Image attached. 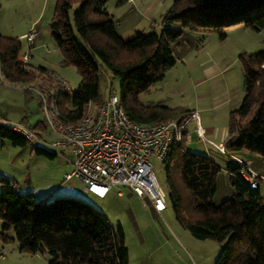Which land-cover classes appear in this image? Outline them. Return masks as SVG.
<instances>
[{
	"label": "trees",
	"instance_id": "obj_1",
	"mask_svg": "<svg viewBox=\"0 0 264 264\" xmlns=\"http://www.w3.org/2000/svg\"><path fill=\"white\" fill-rule=\"evenodd\" d=\"M107 0H57L51 32L62 52V64L77 67L81 79L73 94H63L59 106L64 118L77 120L90 100H102L100 70L120 80V98L128 114L144 123L163 119H183L192 111L162 102L144 104L139 94L163 80L177 62L172 47L182 28L198 32L216 31L226 37L225 27L243 22L264 28V0H174L162 17L163 28L148 33L136 32L124 39L114 16L104 5ZM1 8V4H0ZM179 22L182 28L171 24ZM22 42L0 33V75L13 82H28L37 75L30 63L19 60ZM244 95L231 110L224 148L228 152L258 153L264 159V49L242 54ZM44 70L46 67H38ZM42 126V128H40ZM43 122L31 129H43ZM46 127V126H45ZM44 127V128H45ZM0 138L15 145H28L26 135L15 123L0 120ZM166 159L169 197L179 223L199 239H214L221 244L214 264H264V194L259 180L253 185L249 168L237 159L227 164L234 187L231 198L213 202L217 190L218 164L208 155L184 150L180 157L183 186L174 179L171 159ZM39 154L54 157L57 152L42 144L33 145ZM191 192L185 204L182 188ZM0 219L2 238L16 239L21 251H47V264H129L130 253L121 224L114 228L106 214L75 196L60 195L50 201L37 200L33 192L18 191L9 177H0ZM13 229L14 236L5 235Z\"/></svg>",
	"mask_w": 264,
	"mask_h": 264
},
{
	"label": "rangeland",
	"instance_id": "obj_2",
	"mask_svg": "<svg viewBox=\"0 0 264 264\" xmlns=\"http://www.w3.org/2000/svg\"><path fill=\"white\" fill-rule=\"evenodd\" d=\"M174 0H107L104 8L114 16L116 28L124 39H129L136 32L148 33L163 28V14L171 8ZM57 0H0V33L8 37H17L22 42V52L27 49L22 33L34 26L40 30L36 46L31 50L30 65L38 75V67L50 68L64 77L75 89L81 76L76 66L62 64V52L55 43L51 32ZM173 27L182 28L179 22ZM226 37L221 38L216 31L198 32L182 28V33L173 43L177 62L167 70L163 80L155 82L147 91L139 94L144 104L162 102L169 106H190L197 100L210 99L214 95L227 91L232 96L244 95V75L241 63L242 54H254L264 49V28L252 29L243 22L227 25ZM210 57L219 65L223 84L216 90L209 87V95L198 97L191 78L199 75V62ZM211 61L208 64L212 63ZM38 70V71H37ZM28 82L0 80V120L6 118L11 123L36 126L43 122V111L36 88L41 81L40 76ZM219 77L212 79L217 80ZM112 89L120 94V80L109 72L100 70V95L106 99ZM197 111V110H194ZM198 112V111H197ZM199 115V112H198ZM201 126L206 133L213 134L204 141L201 136L191 130L193 139L185 142L183 147L174 151L171 169L177 184L182 187L180 157L182 152L191 150L211 157L219 166L217 174V190L213 202L220 204L232 197L234 187L229 181L227 164L230 159L249 158L246 163L253 172L254 179L261 183L264 194V159L258 153L247 151L228 152L220 149L227 133L230 112H220L216 116L213 111L204 112ZM211 125H206L207 117ZM200 119V116H199ZM194 121V120H193ZM201 122V120H200ZM45 123V122H44ZM208 123V122H207ZM194 125V124H193ZM196 125V122H195ZM206 125V126H205ZM46 126V125H45ZM44 126V127H45ZM37 129L40 135L48 138L47 127ZM42 128V126L40 127ZM39 134V133H38ZM200 137L198 138L197 135ZM205 142L208 150L205 149ZM15 145L8 138H0V177L11 178L18 191L33 192L37 200L55 198L60 195L75 196L94 205L103 211L109 222L117 228L119 224L125 229L127 245L131 254V263L135 264L142 255L149 264H214L221 244L214 239H199L176 221L175 210L168 196V206L162 217L151 215L147 211V202L138 195L127 196L128 187L114 186L105 198L86 192L83 183L78 179L66 180L65 172L71 171L74 158L69 149L56 151L57 155L49 157L33 150V145ZM55 151V150H54ZM209 153V154H207ZM154 171L161 186L170 191L167 180V160L151 158ZM117 188L125 191L123 196L117 194ZM185 204L191 203V192L183 187ZM177 224V225H176ZM139 226V229L137 228ZM2 220L0 219V264H47L51 255L47 251H21L16 239L5 241L2 238ZM14 236L13 229L4 232ZM141 233V235H139ZM171 236V237H170ZM144 239V243L141 242Z\"/></svg>",
	"mask_w": 264,
	"mask_h": 264
},
{
	"label": "built area",
	"instance_id": "obj_3",
	"mask_svg": "<svg viewBox=\"0 0 264 264\" xmlns=\"http://www.w3.org/2000/svg\"><path fill=\"white\" fill-rule=\"evenodd\" d=\"M40 36L37 26L22 35L27 46L19 55L23 63L29 62L31 50ZM37 76L42 80L46 78L38 85L36 93L49 137L20 123L15 124V128L30 141H39L49 149L62 154L65 153L61 150L69 149L74 158L71 171L65 172L64 177L80 180L87 192L103 198L114 186L128 187L155 211H164L169 194L161 186L151 158L166 160L174 146L189 141L191 120L196 122L195 132L209 141L198 112L192 111L183 119L139 122L128 114L119 92L112 89L106 99L88 101L80 118L69 120L63 117L59 101L63 94H73L75 88L50 68L39 70ZM2 78L0 75V80ZM220 149L225 150L224 144ZM249 171L245 174L255 185L254 178L258 174Z\"/></svg>",
	"mask_w": 264,
	"mask_h": 264
},
{
	"label": "crops",
	"instance_id": "obj_4",
	"mask_svg": "<svg viewBox=\"0 0 264 264\" xmlns=\"http://www.w3.org/2000/svg\"><path fill=\"white\" fill-rule=\"evenodd\" d=\"M24 33H22L21 35H23ZM210 61L212 62V59L210 57H208V58H206L204 60H201L199 62V65H200L199 75L194 77V78H191V80L193 82L192 83L193 87L196 88V91L198 93V97H201V96L205 97L206 95L210 94L208 85H211L212 86V90L216 91L223 84V79H221L219 77L222 74V69L219 67L217 62L216 63L212 62L211 64H208ZM217 77H219L217 80H212V79H215ZM242 98H243L242 94L241 95L239 94L238 97L237 96H232V95L230 97V95L227 93V91H224L222 93L214 95L210 99L197 100L196 102L192 103L190 106H185L184 108H188L191 111L197 110L199 112L201 123L203 124V121H205L204 120V115H203L204 112H207V113L211 112L212 113V111H213V115L214 116H216L218 113L224 112V111L225 112H228V111L231 112V110L237 108L240 105V103L242 101ZM172 107H174V106H172ZM213 119L214 118L211 119L208 116L207 120H206V125L207 126L211 125L209 123V121L213 120ZM2 120L7 121L6 118H3ZM190 124H192L191 128H195V121L191 120L188 123V125H190ZM215 135H216V133L208 134V137H213ZM197 137L200 138L198 135H197ZM226 137H227V133H225V135L223 137L224 138V140H223L224 142H225ZM191 138L193 139V136ZM206 143L207 142H205L204 147H205L206 150H208V145ZM207 154H209V153H207ZM240 159L244 160L242 163H244L245 165H247L246 163H248L249 160H250L249 158H247L245 156L241 157ZM248 168H249V166H248ZM111 190H112V188L110 189V191ZM110 191L108 192V194L110 193ZM117 194L119 196H123L125 194V191L122 188H117ZM133 195H136V194H134L131 190H129L127 192V196L131 197ZM105 197H103V198H105ZM51 199H52V197H51ZM51 199H49V200H51ZM146 206H147L146 207L147 211L151 215H154L156 217H162L165 214V211L167 210V208H166L162 212H157L151 206H148V205H146ZM176 221H177V223H179V221L177 219H176ZM179 225H181V224L179 223ZM137 228L139 229V226ZM123 230H124V233H125L124 227H123ZM139 235H141V233H139ZM140 240H141L142 243H144V239L143 238H141ZM125 243L127 245L126 233H125ZM129 253H130V251H129ZM143 256L144 255H142V257L140 259H137L135 264H149ZM130 263H131V254H130L129 264Z\"/></svg>",
	"mask_w": 264,
	"mask_h": 264
}]
</instances>
